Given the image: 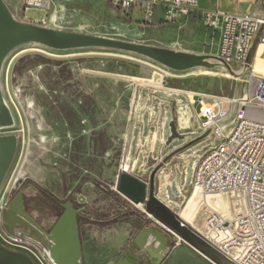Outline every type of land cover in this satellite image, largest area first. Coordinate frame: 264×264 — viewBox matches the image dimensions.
I'll return each mask as SVG.
<instances>
[{
    "label": "rangeland",
    "instance_id": "rangeland-1",
    "mask_svg": "<svg viewBox=\"0 0 264 264\" xmlns=\"http://www.w3.org/2000/svg\"><path fill=\"white\" fill-rule=\"evenodd\" d=\"M5 1L21 20L31 22L46 14L44 9H23L21 0ZM229 1L239 13L260 12L259 0ZM197 7L220 9L223 1L198 0ZM50 11L57 12V28L63 30L200 54L216 55L218 51L217 35L202 24L199 13L180 21H165L156 14L146 22L138 9L130 14L111 0H53ZM246 63L247 69L233 76L222 68L177 72L116 50H54L35 43L15 48L1 73L2 93L14 125L1 128L0 135L14 134L17 147L0 186V243L26 253L36 264H54L48 235L70 206L81 264H116L121 259L127 264H152L146 249L134 243L142 229L153 232L148 244L162 245L159 264H214L156 222L143 203L135 204L119 193L116 183L120 170L147 183L153 173L158 198L195 225L196 193L189 199L182 193L190 186L192 164L219 139L203 132L193 120L197 136L187 141L176 137L166 143L169 122L179 115L178 99L185 103L187 95L232 98L242 96L247 88L250 93L253 84L247 83L248 75H264V47H259L257 38L252 40ZM145 103L149 108L163 106L166 116L164 144L160 145L159 134L153 142L151 127L146 148L153 149L152 156L134 152L139 128L147 134ZM134 159L135 168L130 171ZM183 170L182 189L174 182L168 188L166 176L178 179ZM18 194L24 211L45 232L41 239L19 244L5 229V213ZM170 197L174 198L169 202ZM191 201L195 205L189 209Z\"/></svg>",
    "mask_w": 264,
    "mask_h": 264
},
{
    "label": "built area",
    "instance_id": "built-area-1",
    "mask_svg": "<svg viewBox=\"0 0 264 264\" xmlns=\"http://www.w3.org/2000/svg\"><path fill=\"white\" fill-rule=\"evenodd\" d=\"M53 0H21L22 8L44 9L46 14L31 22L57 28L59 16L50 11ZM127 13L138 9L143 21H150L156 14L165 21H180L199 13L202 24L217 35V56L227 60L233 69L247 62L252 40L264 47V0H259V14L232 13L220 9H200L198 0H111ZM248 84H257L259 100L248 105L247 92L238 97L186 96L181 99V111L189 110L188 122L180 126L176 116V128L183 141L198 135L193 128V120L198 127L209 134H215L219 143L209 145L196 163L192 164L189 199L196 193L197 207L190 226L224 257L234 264H264V75L251 72ZM165 105V101L162 102ZM189 105V106H188ZM228 105V109H226ZM147 134L141 128L137 150L152 156V148L147 149L151 127L153 142L159 134V143L164 144V107L146 108ZM142 120H139L141 122ZM186 131V132H183ZM140 146V147H139ZM137 159L132 161L130 171L135 168ZM129 165L127 164L126 168ZM178 179H168L165 185L175 183L181 190L180 178L185 170L179 172ZM183 194V198L186 195ZM187 199V201H188ZM170 202V201H169ZM5 229L6 223H5ZM12 232H7L19 244L26 240L29 231L16 223Z\"/></svg>",
    "mask_w": 264,
    "mask_h": 264
},
{
    "label": "water",
    "instance_id": "water-1",
    "mask_svg": "<svg viewBox=\"0 0 264 264\" xmlns=\"http://www.w3.org/2000/svg\"><path fill=\"white\" fill-rule=\"evenodd\" d=\"M30 43L39 44L54 50L84 48L116 50L146 58L177 72L194 68H222L233 76H239L248 67V64L244 63L241 70L238 71L233 69L227 60L217 55L182 51L26 22L14 13L5 0H0V129L14 125L12 111L4 99L1 87V73L4 62L15 48ZM169 131L170 135L166 143H169L173 138H181V134L178 133L175 120L173 119L169 122ZM16 147L17 137L14 134L0 135V186L14 157ZM167 187L169 188V186ZM116 189L131 202L135 204L143 203L146 213L152 216L156 222L214 264H234L184 223L178 213L174 212L158 198L156 195L157 184L153 173L150 174L149 182L147 183L126 170H120ZM189 190L190 186L184 195H187ZM173 198L170 197L168 200L173 201ZM4 220L6 228L10 232L18 223L29 231L28 236L33 239H41L42 234H45L40 226L24 211L20 194L14 198L5 213ZM64 229H68L64 234L75 246V249L70 251L63 247L52 248L50 256L55 264H81L79 259L75 257L76 253L78 254L79 252V246L74 212L70 206L66 207L50 234L63 231ZM121 261L125 260L121 259L116 264H120ZM0 264L36 263L26 253L7 248L0 243Z\"/></svg>",
    "mask_w": 264,
    "mask_h": 264
},
{
    "label": "bare ground",
    "instance_id": "bare-ground-1",
    "mask_svg": "<svg viewBox=\"0 0 264 264\" xmlns=\"http://www.w3.org/2000/svg\"><path fill=\"white\" fill-rule=\"evenodd\" d=\"M261 46L262 45H259V47H261ZM139 82H141V81H139ZM258 100H259V87L257 86V84H253L252 89H251V91L249 93V96H248V105H255V103H257ZM188 116H189V112H188L187 109L181 111V114H179V117H178V120L180 122V124H179L180 126H185L187 124V122H188ZM195 201H197V200H195ZM192 202L193 201H191V202L188 203L189 204L188 205V208L189 209L191 208L192 204H194ZM194 209H195V207H194ZM188 211L189 210H187V212ZM67 230L68 229H64L63 231H59L57 233H52V234L49 235L50 236L49 238L52 240V248H56V247L60 248V247H63V248L68 249L70 251H73L75 249V246L72 245V242L64 234V232L67 231ZM151 234H153V232L151 231V229H145V230L142 229L140 231V233L138 234V236L135 238L134 243L136 244V246L138 248L146 249L145 251H147L149 253V255L153 258L152 264H159V262L161 261V259L163 257V252H162L163 249H161V246L162 245H160V242H159V244L157 246H153L150 243L148 244L147 239H148V237ZM161 240H163L162 241V244L164 245L165 243H164V239L162 237H161ZM79 254L80 253L78 252V254L76 253V255H75V257L78 258V259L80 257ZM120 264H127V263L125 261H121Z\"/></svg>",
    "mask_w": 264,
    "mask_h": 264
},
{
    "label": "crops",
    "instance_id": "crops-1",
    "mask_svg": "<svg viewBox=\"0 0 264 264\" xmlns=\"http://www.w3.org/2000/svg\"><path fill=\"white\" fill-rule=\"evenodd\" d=\"M222 1H223V8H220V9H222L226 12L239 13L238 10L235 8V4L233 2H230L229 0H222ZM22 20L26 21V22H30L29 20H25V19H22ZM144 107L148 108L149 106L146 104ZM144 112H146V110ZM178 122H179V120H178ZM179 124H180V122H179ZM140 131H141V127L139 128V131H138V138H139ZM133 138H134V130H133ZM136 146H137V144H136ZM136 151H137V147L135 148L134 152H136ZM158 151H159V149H158Z\"/></svg>",
    "mask_w": 264,
    "mask_h": 264
},
{
    "label": "flooded vegetation",
    "instance_id": "flooded-vegetation-1",
    "mask_svg": "<svg viewBox=\"0 0 264 264\" xmlns=\"http://www.w3.org/2000/svg\"><path fill=\"white\" fill-rule=\"evenodd\" d=\"M64 211H65V210H64ZM64 211H63V212H64ZM62 214H63V213H62ZM62 214H61V215H62ZM61 215H60V216H61ZM59 218H60V217H59ZM59 218H58V219H59Z\"/></svg>",
    "mask_w": 264,
    "mask_h": 264
}]
</instances>
